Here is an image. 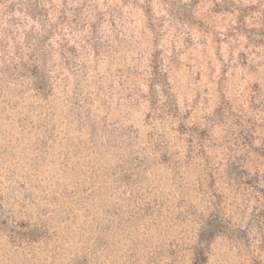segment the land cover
<instances>
[{
	"label": "rangeland",
	"instance_id": "rangeland-1",
	"mask_svg": "<svg viewBox=\"0 0 264 264\" xmlns=\"http://www.w3.org/2000/svg\"><path fill=\"white\" fill-rule=\"evenodd\" d=\"M0 264H264V0H0Z\"/></svg>",
	"mask_w": 264,
	"mask_h": 264
}]
</instances>
